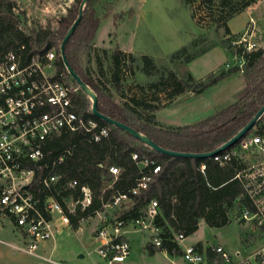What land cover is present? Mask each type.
I'll use <instances>...</instances> for the list:
<instances>
[{"label": "trees", "instance_id": "obj_1", "mask_svg": "<svg viewBox=\"0 0 264 264\" xmlns=\"http://www.w3.org/2000/svg\"><path fill=\"white\" fill-rule=\"evenodd\" d=\"M83 0H74L67 14L57 20L56 25L46 27L33 25L27 27L23 22L25 12H16L17 4L12 0H0V54L8 49L25 44L31 50H46L56 47L58 53L61 44L79 14ZM100 0H89L84 8L83 17L72 37L66 44L65 54L69 64L81 79L93 90L98 99V110L102 114L123 123L135 131L147 136L159 147L182 153H210L232 140L264 106V48L245 51L233 46L229 39L224 46L241 59L242 64L232 67L214 76L212 73L194 83L190 74L187 79L179 80L174 72L168 76L148 56L142 59L147 64L142 72L147 77L159 74L157 81L150 82L146 89L153 94L167 93L169 101L188 93L197 95L224 79L241 74L245 81L244 88L237 94L236 101L218 111L205 120L183 127H165L158 123L156 112L160 104L156 98H148L145 86L135 85L142 96L129 97L124 93L122 83L132 75L135 57L126 55L116 49L112 56V80L116 92L123 102L118 103L101 85L95 81L83 64V54L91 49L100 26V18L96 14V6ZM261 0H201L194 7L196 0H185L192 19L198 27L204 25L208 18L212 25L223 28L226 35H231L229 22L247 8ZM206 13L205 18L198 16V11ZM182 52H187L183 47ZM180 50V51H181ZM180 51L171 55V61L178 60ZM188 55L186 61H191ZM61 71L67 72L62 58L57 60ZM70 84L78 88L73 101L77 113L87 121L96 122L98 128H107L108 136L100 141L92 140V133L81 129L76 132L63 131L47 143L44 159L39 163L42 168L36 169V176L29 189L40 199V208L44 212L43 203L46 196H52L60 204L63 213L69 218L70 228L77 232L81 223L103 210L105 204L111 202L116 191H126L135 185L139 176V168L132 160V154L141 158L155 160L160 166L159 173L153 176L148 188L133 197V202L122 217L127 221L140 216L151 200L159 203L157 225L162 229V246L155 247L151 243L146 249L149 254L165 251L171 255H182V249L174 240L175 235L183 234L186 238L196 233L201 220L215 229H221L231 223L229 210L235 205L247 203L242 184L235 179L237 166L235 162L222 166L213 158L195 159L164 155L153 150L139 139L122 129L112 126L92 113V102L82 88L67 73ZM256 131L264 132V116L257 122ZM251 131L247 134H251ZM205 170H201V166ZM120 168L121 173L115 177L109 168ZM58 175L60 180L50 190L43 187L46 176ZM77 182L73 188L71 182ZM113 184V188L109 185ZM83 188L91 192V203L83 207ZM56 191H59L58 195ZM76 204L71 213L69 204ZM49 220L51 216L44 213ZM202 247V244H198ZM212 260L215 254L209 253Z\"/></svg>", "mask_w": 264, "mask_h": 264}, {"label": "built area", "instance_id": "obj_2", "mask_svg": "<svg viewBox=\"0 0 264 264\" xmlns=\"http://www.w3.org/2000/svg\"><path fill=\"white\" fill-rule=\"evenodd\" d=\"M256 47L255 43L248 42L243 49L251 52L257 50ZM59 56L61 50L58 53L54 46L31 50L25 44L0 54V220L6 219L12 224L23 241L21 249L30 254L53 239L55 215L70 226L68 216L54 197H45L43 212L40 199L29 189L36 169L42 168L39 163L44 159L47 143L63 131L85 129L92 133L95 142L109 133L107 128H98L96 122L87 121L77 113L73 98L78 88L69 83L68 71L59 69ZM213 159L222 166L236 163L235 179L242 184L247 198V203L241 205L240 222L260 238L262 245L248 261L233 260L221 245L186 246L182 258L187 264H264V132L246 135ZM132 160L139 168L135 185L126 191H116L111 202L92 217L99 220L94 237L100 245L88 256L97 253L105 264H124L130 257L131 245L125 236L127 228L148 235L149 243L155 247L162 246V229L156 223L159 215L156 199L150 201L140 216L129 221L122 217L128 212L133 197L146 190L153 176L161 170L155 160L141 158L137 153L132 154ZM201 170H205L204 165ZM109 172L117 177L121 170L112 166ZM59 180L58 175L46 176L42 182L44 189L50 190ZM76 185L75 181L69 184L71 188ZM82 192L84 200L80 204L86 207L91 203V192L87 188ZM74 208H69L71 213ZM2 229L0 224V231ZM185 239L183 234L174 237L178 245ZM209 253L215 254L212 260Z\"/></svg>", "mask_w": 264, "mask_h": 264}, {"label": "rangeland", "instance_id": "obj_3", "mask_svg": "<svg viewBox=\"0 0 264 264\" xmlns=\"http://www.w3.org/2000/svg\"><path fill=\"white\" fill-rule=\"evenodd\" d=\"M12 1L17 4L16 12H25L23 22L27 27L35 24L43 27L49 24L55 26L57 20L66 15L74 3V0ZM200 1L196 0L193 6H199ZM96 14L100 18V26L91 49L83 54L84 66L103 89L118 103H122L123 100L116 92L112 80V56L116 49L122 50L127 56L133 55L135 61L132 65V75L122 83L124 93L128 98L141 97V90L135 85H144L148 98H156L160 104L156 117L158 123L165 127L168 126L166 124H172L173 127L194 125L214 115L236 101L245 81L240 73L235 74L202 94L188 92L169 101L167 93L153 94L146 89L150 82L157 81L160 76L144 75V56L152 58L155 64L164 70L166 77L170 71L174 72L179 80L187 79L191 74L194 83H197L207 77L199 78L201 73H212L216 76L242 64L241 59L224 46L225 40H231L233 46L238 48H244L248 42L255 43L257 49L264 48V0L247 8L229 22L231 35H226L223 28L212 25L208 18L202 27H198L185 0H100L96 6ZM198 14L204 18L206 16L202 10L198 11ZM183 47H186L187 52H182ZM177 51H180L178 60L172 62L171 55ZM188 55L192 56L189 62L186 61ZM175 101L176 103H173ZM74 207L75 204H69L70 209ZM240 215L241 206L235 205L229 210L231 223L226 227L215 229L201 222L191 240H202L206 245H222L235 261L250 260L249 258L261 248L262 241L240 222ZM86 221V229L95 235L98 223L91 218ZM0 224L3 227L0 232V264H28L23 263L21 259L28 261L30 256L26 254H34L21 249L24 244L16 231L6 233V229L11 230L8 220L1 219ZM54 224H62L58 214L54 217ZM56 236L60 238L63 234ZM76 236L63 241L76 248L81 245ZM84 236L85 233L81 236L82 241ZM54 258L58 259L56 256ZM43 261L54 264L46 258H43Z\"/></svg>", "mask_w": 264, "mask_h": 264}, {"label": "crops", "instance_id": "obj_4", "mask_svg": "<svg viewBox=\"0 0 264 264\" xmlns=\"http://www.w3.org/2000/svg\"><path fill=\"white\" fill-rule=\"evenodd\" d=\"M207 75L208 73H201L199 78H205ZM173 103H176V101ZM157 121H159L158 118ZM169 121H171V118ZM166 125H168L167 127H173L172 124ZM92 219H95L96 223L99 225L98 219L91 218V220ZM87 222L88 221H83L81 223V229L78 232H74L70 226L63 223L61 226H55L54 224L53 239L42 244L34 255L26 254L30 256L28 261L26 259H21V261L28 264H47L43 261V258H46L50 262H54V264H105V262L99 256H94L98 255L97 253H93L91 256H88V254L90 252H94L100 244L98 240L95 239L94 235L90 234V232L86 229L85 224ZM201 222L205 221L201 220L199 225ZM9 225L11 230L10 228L6 229V233L8 234L11 233L12 230L14 231L12 224ZM83 232L85 233L83 238L84 242L81 240V236L84 234ZM56 234H63V236L57 238ZM73 235H77L76 237H78L79 241L81 242V245L76 246V248L73 245H70L69 242H64L70 240ZM86 235L88 236L86 237ZM125 236L131 245V255L124 264H187L183 260L182 255H171L165 251L149 254L148 250L146 249L147 244H149V236L146 234L133 231L131 228H127L125 231ZM191 239L192 235L187 237L183 242H180V248L183 250V248L186 246L198 244H202L203 247L208 246L204 244L202 240L192 241ZM54 256H56L58 259L54 258ZM86 256L89 258H86Z\"/></svg>", "mask_w": 264, "mask_h": 264}, {"label": "water", "instance_id": "obj_5", "mask_svg": "<svg viewBox=\"0 0 264 264\" xmlns=\"http://www.w3.org/2000/svg\"><path fill=\"white\" fill-rule=\"evenodd\" d=\"M89 0H83L77 19L74 21L72 27L66 34L60 50H61V58L64 63L65 68L67 69L69 75L72 77L73 80L82 88V90L85 92L86 95H88L92 102V113L95 117L98 119L112 125L115 127H118L122 129L123 131L131 134L135 138L139 139L146 145L150 146L153 150L162 153L164 155L172 156V157H182V158H195V159H208L213 158L215 155L231 148L235 144H237L242 138H244L252 129L255 128L257 122L264 116V106L261 108V110L255 115L254 119L251 120L250 123H248L232 140H230L228 143L224 144L222 147L218 148L217 150L210 152V153H203V154H193V153H182V152H174L170 150L163 149L159 147L155 142H153L151 139H149L147 136L135 131L134 129L130 128L129 126L120 123L104 114L99 112L98 110V99L96 94L93 92V90L81 79V77L76 73V71L73 69V67L69 64L68 59L65 54V48L67 42L72 37L73 33L75 32L77 26L82 20L84 8ZM24 189H27V187H24Z\"/></svg>", "mask_w": 264, "mask_h": 264}]
</instances>
